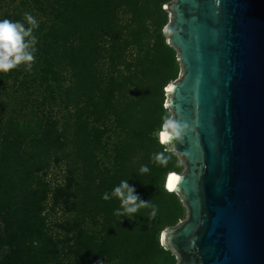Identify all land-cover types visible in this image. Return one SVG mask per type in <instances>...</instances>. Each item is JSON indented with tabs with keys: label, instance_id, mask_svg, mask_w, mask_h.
Segmentation results:
<instances>
[{
	"label": "trees",
	"instance_id": "obj_1",
	"mask_svg": "<svg viewBox=\"0 0 264 264\" xmlns=\"http://www.w3.org/2000/svg\"><path fill=\"white\" fill-rule=\"evenodd\" d=\"M169 1H18L38 27L31 70L0 72V264H176L158 237L186 214L164 184L181 164L172 152L166 167L151 159L166 148L153 133L179 73L163 33ZM123 180L150 201L131 219L102 199Z\"/></svg>",
	"mask_w": 264,
	"mask_h": 264
},
{
	"label": "water",
	"instance_id": "obj_2",
	"mask_svg": "<svg viewBox=\"0 0 264 264\" xmlns=\"http://www.w3.org/2000/svg\"><path fill=\"white\" fill-rule=\"evenodd\" d=\"M179 74L165 107L183 126L167 188L186 217L159 234L176 264H264V0H171ZM175 178V179H173Z\"/></svg>",
	"mask_w": 264,
	"mask_h": 264
},
{
	"label": "clouds",
	"instance_id": "obj_3",
	"mask_svg": "<svg viewBox=\"0 0 264 264\" xmlns=\"http://www.w3.org/2000/svg\"><path fill=\"white\" fill-rule=\"evenodd\" d=\"M25 18L30 25L28 28H25L24 24L19 21L0 20V72H8L22 63L26 65L27 70L30 71L32 68L33 53L36 51L34 47L36 40L31 33L34 28L38 27V23L30 14H26ZM164 31L168 32L169 29L165 28ZM25 38L28 39L26 40ZM182 133L183 126L166 114L162 117L160 128L153 135L161 146H171L174 141H179L182 138ZM174 151L173 147H166L163 151L152 155V162L158 166L166 167L172 158L171 155H166V153ZM180 163V161H177V166ZM149 171L150 169L146 165H141L139 169L140 174L148 173ZM111 198H116L120 202V208L114 214L128 217L129 219L139 209L150 205V201H143L135 194V189L129 185L127 180L121 181L111 193L105 192L102 196L105 201ZM155 214L156 208L152 205L151 215L155 216Z\"/></svg>",
	"mask_w": 264,
	"mask_h": 264
},
{
	"label": "rangeland",
	"instance_id": "obj_4",
	"mask_svg": "<svg viewBox=\"0 0 264 264\" xmlns=\"http://www.w3.org/2000/svg\"><path fill=\"white\" fill-rule=\"evenodd\" d=\"M18 1L19 0H4L3 2H2V5H1V7H0V20H3V19H9V20H11V21H13V22H16V19L14 20V18H10L9 17V15L10 16H12L13 15V13L14 14H16V12H17V9L19 8L21 11L19 12V16H21L23 19H18L19 20V22H20V20L21 21H24V20H26V14H30V15H32L33 17H34V19H35V17L36 16H34V11L32 12H30V10H28V9H26V7H21V5H18ZM171 1V0H170ZM30 8V7H29ZM4 14H6V16H4ZM169 22V14L167 13V23ZM25 24H26V22H24ZM179 65V64H178ZM180 69V68H179ZM179 74V73H178ZM178 77V76H177ZM165 105V104H164ZM53 112L51 113L52 115L51 116H53L56 120H58L59 121V123H62V121H63V119H64V115H65V113H66V111L65 110H63V109H61L58 105H55L54 107H53ZM168 114H169V116H171V114H170V112L168 111ZM63 116V117H62ZM181 164V163H180ZM184 169V167H183V165L181 164V170L179 171V172H181L182 170ZM55 174V175H54ZM61 174V172L60 171H55L54 173H51L50 174V177H53L52 179H54V178H57L59 175ZM64 216V214L60 211V210H58V211H56L55 213H52L51 215H50V220H60L62 217ZM185 217H186V214H185V216H184V218L183 219H185ZM183 219H181V220H183ZM174 258H175V256H174ZM175 260H176V263H177V259L175 258Z\"/></svg>",
	"mask_w": 264,
	"mask_h": 264
},
{
	"label": "bare ground",
	"instance_id": "obj_5",
	"mask_svg": "<svg viewBox=\"0 0 264 264\" xmlns=\"http://www.w3.org/2000/svg\"><path fill=\"white\" fill-rule=\"evenodd\" d=\"M167 89H169L168 86L165 87V90H167ZM170 173H173V172H172V171H169V172L166 174L165 182H164L165 187H166L167 190H168V188H167V181H168V178H169ZM168 191H169V190H168ZM170 191H171V190H170Z\"/></svg>",
	"mask_w": 264,
	"mask_h": 264
},
{
	"label": "snow or ice",
	"instance_id": "obj_6",
	"mask_svg": "<svg viewBox=\"0 0 264 264\" xmlns=\"http://www.w3.org/2000/svg\"><path fill=\"white\" fill-rule=\"evenodd\" d=\"M173 179H175V178H173Z\"/></svg>",
	"mask_w": 264,
	"mask_h": 264
}]
</instances>
